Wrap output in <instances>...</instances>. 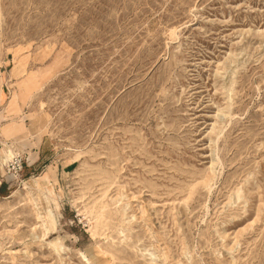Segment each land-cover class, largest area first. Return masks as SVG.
Masks as SVG:
<instances>
[{
  "label": "rangeland",
  "instance_id": "374dc122",
  "mask_svg": "<svg viewBox=\"0 0 264 264\" xmlns=\"http://www.w3.org/2000/svg\"><path fill=\"white\" fill-rule=\"evenodd\" d=\"M0 264H264V0H0Z\"/></svg>",
  "mask_w": 264,
  "mask_h": 264
},
{
  "label": "built area",
  "instance_id": "2783aa9c",
  "mask_svg": "<svg viewBox=\"0 0 264 264\" xmlns=\"http://www.w3.org/2000/svg\"><path fill=\"white\" fill-rule=\"evenodd\" d=\"M11 159L12 160L6 166L7 173L11 177L17 178L19 176V173L22 171L25 159L19 153H15V155Z\"/></svg>",
  "mask_w": 264,
  "mask_h": 264
},
{
  "label": "bare ground",
  "instance_id": "6f19581e",
  "mask_svg": "<svg viewBox=\"0 0 264 264\" xmlns=\"http://www.w3.org/2000/svg\"><path fill=\"white\" fill-rule=\"evenodd\" d=\"M14 153L12 154L11 150L9 149H6L4 151V154L2 156V160H1V163L3 164H6V162H8V160H10L12 157H13ZM5 199V198H4Z\"/></svg>",
  "mask_w": 264,
  "mask_h": 264
},
{
  "label": "crops",
  "instance_id": "0c3cea01",
  "mask_svg": "<svg viewBox=\"0 0 264 264\" xmlns=\"http://www.w3.org/2000/svg\"><path fill=\"white\" fill-rule=\"evenodd\" d=\"M39 150H34L33 152H31V154L29 155V159L31 160V163H36L39 160Z\"/></svg>",
  "mask_w": 264,
  "mask_h": 264
}]
</instances>
